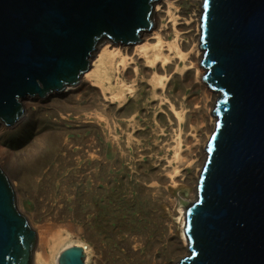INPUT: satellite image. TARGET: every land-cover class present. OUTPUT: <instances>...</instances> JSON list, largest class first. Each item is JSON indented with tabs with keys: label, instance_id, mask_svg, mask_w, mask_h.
Here are the masks:
<instances>
[{
	"label": "water",
	"instance_id": "1",
	"mask_svg": "<svg viewBox=\"0 0 264 264\" xmlns=\"http://www.w3.org/2000/svg\"><path fill=\"white\" fill-rule=\"evenodd\" d=\"M157 1L0 0V121L17 123L25 97L78 83L101 42L142 39ZM200 26L218 119L177 264H264V0H203ZM37 242L0 166V264H33ZM60 263L88 264L80 245Z\"/></svg>",
	"mask_w": 264,
	"mask_h": 264
},
{
	"label": "bare ground",
	"instance_id": "2",
	"mask_svg": "<svg viewBox=\"0 0 264 264\" xmlns=\"http://www.w3.org/2000/svg\"><path fill=\"white\" fill-rule=\"evenodd\" d=\"M183 1L158 0L154 7L153 25L140 32L139 38L142 39L128 43L107 40L98 59L81 76L77 84L68 85L60 93L58 92L60 90H55L43 100H37L33 96L23 98L30 117L29 124L27 126L19 124V135L16 140L9 141L7 146L0 150V162L12 167L13 176L19 178L13 179L17 190L21 188L26 176H33L38 180L53 173L52 166L46 165L47 161L43 159L41 148L44 146L49 148V157H53L58 150L69 161L80 164L81 168L85 169L79 176L80 180H88L98 186L102 182L98 176L99 168L109 169L107 149L109 142L116 146L114 151L125 150L119 133L120 130L126 131L127 126L124 119L110 112L113 108V99L117 97L119 104H125L129 96L136 93L138 86L147 80L146 84L150 85L152 94L158 98L154 103L161 105L160 107L164 103L170 122L175 123L170 125L175 137L166 144L168 146L166 151L171 149L173 152L172 157L167 156L168 165L164 168L166 180L171 184H177L176 176L180 174V168L187 165L186 167L192 168L193 172L183 173L180 180L190 182L195 177L196 192L198 191V166H202L207 158L206 142L208 143L207 139L216 127L212 108L216 106L218 93L208 87V82L204 79L205 70L200 65L203 59L201 26L198 18L200 14L197 9L192 13L190 12L192 9L178 13V6ZM113 79L115 84L112 83ZM173 87L175 89L171 91L170 88ZM187 88L200 93L196 97L188 96ZM82 92L88 93L96 105L94 112L83 111L78 104L76 105ZM46 104L55 107L53 123L45 130L35 131L34 126L30 125L32 115L38 106ZM123 110L127 111V108ZM193 114L201 118V127L207 129L205 137L198 136L191 125L184 126L185 119ZM131 121H136V117ZM2 123L7 126L5 122ZM84 129H91L96 136L79 143L70 135L76 130ZM14 131L12 128L6 130L8 135H12ZM2 134L0 133V136ZM185 134V137L190 135L191 140H186ZM183 145L186 146L185 153L182 152ZM62 206L61 204L56 208L57 219L64 217ZM180 212L183 218L185 213L183 208H180ZM185 219L183 228L186 225ZM36 231L38 242L34 264H61V253L73 245L83 247L88 264L110 263L103 260L96 245L69 230H54L45 221L37 226ZM177 239L180 244L175 247V252L178 253V258H181L188 248V237L184 229L182 236ZM121 245L125 246L129 254L140 253L139 243L135 239L126 243L121 242Z\"/></svg>",
	"mask_w": 264,
	"mask_h": 264
},
{
	"label": "rangeland",
	"instance_id": "3",
	"mask_svg": "<svg viewBox=\"0 0 264 264\" xmlns=\"http://www.w3.org/2000/svg\"><path fill=\"white\" fill-rule=\"evenodd\" d=\"M202 2L203 0H184L178 6V13L186 9H192L190 11L192 13L197 9L200 22ZM152 20H154V12ZM106 42L107 40L98 45V50L91 59L90 68L98 59ZM202 60L200 65L206 73L207 69L202 64ZM146 81L138 86L136 93L131 94L125 104H119L117 97L113 99V108L110 112L124 119L127 126L126 131L120 130L119 133L125 150L114 151L116 146L109 142L107 149L110 165L108 170L99 168L98 176L102 182L98 186L88 180H80L79 176L85 169L81 168L80 164L69 161L60 154V151L56 150L53 157H49L48 146L42 147L41 153L43 159L47 161L45 164L51 165L54 169L53 173L47 178L38 180L33 176H26L18 190L14 185L12 167L0 162V166L14 187L18 208L27 216L35 229L46 221L54 230H69L96 245L103 260L110 262L108 264H177L181 258L190 253L187 248L186 254L178 258L175 247L180 244L177 237L182 236L183 229L185 230L183 220L186 217L187 205L197 198V182L195 177L190 182L180 180L183 173L193 172L192 168L186 167L187 165L180 168V174L176 176L177 184L167 182L164 168L168 165L167 156L172 157L173 152L171 149L166 151L168 148L166 144L175 137L170 130V125L175 123L170 122L164 103L162 107L154 103L158 98L152 94L150 85L146 84ZM112 83L115 84L114 79ZM208 87L213 89L209 85ZM174 89L175 87L170 88L171 91ZM52 92L45 97L39 95L33 97L43 100ZM199 93L187 88L188 96L196 97ZM109 96L112 97L111 94ZM23 104L25 108L24 100ZM76 105L87 112H94L96 109L91 97L84 92L80 94ZM54 108L53 105L47 104L36 108L30 123L35 131L40 132L52 125ZM124 108H127V111H124ZM215 108L216 106H213L212 115L217 123L218 118L213 113ZM133 117H136V121L132 122ZM28 118L30 117L25 108L24 116L14 125L5 126L0 121V129L3 128L4 132L7 128L15 130L12 135H8V131L6 133L0 131L3 133L0 136V150L7 146L9 141L16 140L19 126L21 124L27 126ZM200 120L199 116L193 114L183 123L184 126L191 125L198 136L205 137L207 129L201 127ZM212 133L213 131L207 139L208 142ZM70 135L79 143L96 136L91 129L76 130ZM185 138L191 140L190 135ZM207 146L206 142L205 152L208 154ZM185 148L186 146L183 145V153L186 152ZM205 161L206 159L202 166H198L199 178ZM15 179L19 180V178ZM61 204L64 217L57 219L58 214L55 211ZM180 208L185 212L183 218ZM133 239L139 243L140 253L137 255L129 254L125 246L121 245V242L126 243Z\"/></svg>",
	"mask_w": 264,
	"mask_h": 264
}]
</instances>
